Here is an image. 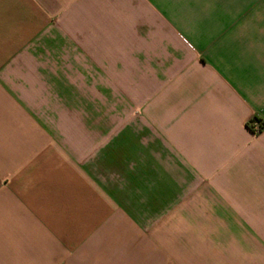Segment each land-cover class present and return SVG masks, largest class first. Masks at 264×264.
<instances>
[{"label":"crops","instance_id":"obj_1","mask_svg":"<svg viewBox=\"0 0 264 264\" xmlns=\"http://www.w3.org/2000/svg\"><path fill=\"white\" fill-rule=\"evenodd\" d=\"M259 216L264 0H0V264H264Z\"/></svg>","mask_w":264,"mask_h":264},{"label":"rangeland","instance_id":"obj_2","mask_svg":"<svg viewBox=\"0 0 264 264\" xmlns=\"http://www.w3.org/2000/svg\"><path fill=\"white\" fill-rule=\"evenodd\" d=\"M75 73H76V75H79L78 72H75ZM83 73H86V72H83ZM92 73L96 76V79L99 82H101V80L104 81L106 79V74L104 71H97V72L92 71ZM82 78H85V77L82 76ZM109 89L110 88L106 87L105 84H104V87H98L97 95L99 98H98L97 106H98L99 110H107L108 109V110L115 111V113L128 111V110H136V108H137L136 103H133L132 101L127 102V101L120 99L121 97H119V96H121L120 95L121 92H119L117 90V88L113 89V97H114L113 103L109 99L108 100H105L104 98L101 99V95H103L106 90L108 91V94H109ZM110 91H112V89H110ZM115 122H116V119H115ZM259 221L264 222L263 218H260V216H259ZM258 234H259L260 238H262V237L264 238V230L258 231Z\"/></svg>","mask_w":264,"mask_h":264},{"label":"trees","instance_id":"obj_3","mask_svg":"<svg viewBox=\"0 0 264 264\" xmlns=\"http://www.w3.org/2000/svg\"><path fill=\"white\" fill-rule=\"evenodd\" d=\"M253 121H256V120H253ZM260 120H257V122H259Z\"/></svg>","mask_w":264,"mask_h":264},{"label":"built area","instance_id":"obj_4","mask_svg":"<svg viewBox=\"0 0 264 264\" xmlns=\"http://www.w3.org/2000/svg\"><path fill=\"white\" fill-rule=\"evenodd\" d=\"M259 124V122H257Z\"/></svg>","mask_w":264,"mask_h":264}]
</instances>
